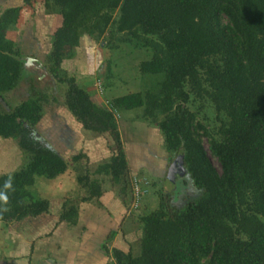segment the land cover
Masks as SVG:
<instances>
[{
    "label": "trees",
    "instance_id": "1",
    "mask_svg": "<svg viewBox=\"0 0 264 264\" xmlns=\"http://www.w3.org/2000/svg\"><path fill=\"white\" fill-rule=\"evenodd\" d=\"M43 1L62 20L47 60L50 73L67 86L65 107L76 121L87 132L112 138L115 153L102 169L113 183L127 182L130 172L118 111L144 109L145 119L161 131L170 161L182 155L188 173L181 178L183 201L180 193L163 189L159 208L141 216L139 253L132 246L126 253L114 249L117 264H264V0ZM21 11L11 7L0 15V99L26 75L25 59L8 37ZM85 34L105 39L111 50L124 44L147 56L140 70L156 82L145 92L115 99L112 110L96 104L61 68ZM30 91L9 111L0 108V137L16 140L27 156L21 170L0 176V191L8 196L6 204L0 202L7 208L0 211L2 222L48 213L49 201L34 198L29 188L38 177L55 180L69 170L64 157L41 140L45 97L34 86ZM192 98L202 101L201 109L212 105L218 127L209 129L199 120L201 109L188 106ZM9 177L13 187L4 189ZM129 181L125 189L132 194ZM79 183L85 184L82 178ZM102 185L94 180L84 186L89 195L83 201L100 199ZM71 213L62 220L76 224Z\"/></svg>",
    "mask_w": 264,
    "mask_h": 264
},
{
    "label": "rangeland",
    "instance_id": "2",
    "mask_svg": "<svg viewBox=\"0 0 264 264\" xmlns=\"http://www.w3.org/2000/svg\"><path fill=\"white\" fill-rule=\"evenodd\" d=\"M11 7H21L22 11L18 25L9 31L8 37L16 43L25 63L29 59H34V61L29 63L26 75L19 87L0 99V108L9 111L10 108L16 107L30 97L31 87L39 89L42 92L41 96L45 97L44 115L38 128L39 135L42 141L53 146L69 164L67 174L56 180L36 178L35 184L29 188L31 195L36 199L53 200V210L60 212L66 208V211H70L72 203L58 204L61 200L58 196H63L62 186L70 183L64 188V191L69 190L66 198H71L78 203V208L82 210V218L79 220L80 217H78V220L81 224L87 225L91 223L89 218L96 210H93L95 208L91 203H83V199L89 195L84 186H89L90 182L99 180L105 183L103 190H113L118 199H122L128 205L131 203L132 196L129 186L126 190L125 185L130 184L129 180L131 182L134 179L140 180L148 193L141 199L139 208L133 210L134 215L130 214L131 217L125 226L128 239L135 253L138 254L143 234L141 216L150 214L159 208L160 194L163 189L165 193H180V200L183 201L185 186L181 178H188L187 170H183V173L178 175L173 183H167L165 173L171 163L169 162L170 154L165 148L164 137L158 126L152 124L150 119H145L144 109L118 111L116 117L119 131L126 147L131 171L127 182L121 180L114 184L111 176L102 169L115 153L112 138L106 134L87 132L76 121L65 107L67 86L60 83L50 73L47 60L53 47V35L61 25V16L47 8L43 0L34 2L32 6H25L23 0H0V15ZM146 57L142 53L132 52V49L124 44L119 45L115 51L111 50L105 39L96 40L85 34L78 47L72 49L69 56L63 58L61 68L63 72L68 73L69 77H74L79 86L91 94L96 104L112 110L115 99L130 93L145 92L156 82L153 76L142 74L140 70V65L147 59ZM194 99L192 98L188 106L191 111L198 112L202 101ZM205 105V108L200 110L198 118L209 129H215L219 125L215 109L209 103ZM203 142L214 167L221 172L219 161L210 153L208 139L204 138ZM79 155L84 157L79 162L74 161V157ZM26 163L27 156L19 147L18 142L0 137V176L15 173L21 170ZM87 177L89 178L86 183ZM80 178L85 184L79 183ZM123 190L126 192L123 193ZM193 191L190 185L187 192L193 196ZM93 202L95 203L96 200ZM182 204L183 202H179V205ZM15 222L17 221H8L11 224ZM0 224H5V222H0ZM13 239L14 235L9 229L0 228V247H6L4 252H11L10 248L14 245ZM59 241L61 239H56L55 242L50 241L52 254H56L59 258L66 257L63 252L69 245L62 246L60 251L58 245H55L59 244ZM109 246L111 248V245ZM2 251H0V256L3 254ZM40 255L43 254L39 253V257ZM37 256L35 253L33 259H38ZM31 258V255H28L27 259H20L16 264H30ZM37 263L43 264L41 261Z\"/></svg>",
    "mask_w": 264,
    "mask_h": 264
},
{
    "label": "crops",
    "instance_id": "3",
    "mask_svg": "<svg viewBox=\"0 0 264 264\" xmlns=\"http://www.w3.org/2000/svg\"><path fill=\"white\" fill-rule=\"evenodd\" d=\"M171 164L172 162L167 168V173ZM167 173L165 174L167 175ZM66 174L67 172L64 175ZM104 184L102 185L104 193L100 199H94L96 200L95 203L93 202L94 200L83 201V203H91L93 208H95L93 210H96L89 218L91 223L87 225L81 224L79 221L82 218V210L78 208V203L71 200V198H69L70 200L66 198L69 192V190L64 191L66 186H62L63 196H58L61 199L58 204L72 203L73 206L70 211H66V208L60 212L53 210V200H48L51 203L48 213L36 218L17 221L13 224L8 222L0 224L3 225L0 228L9 229L14 235V245L10 248L11 252H4L6 247H0V251L3 250L2 257L0 256V264H16L20 259H27L28 255L32 257L30 264H38L37 261H41L43 264H117L113 250L118 249L126 253L130 251L132 246L125 226L131 217L130 214H134L129 212L130 204L126 205L122 199L119 200L113 190H103ZM68 212H72L70 216L76 221V224L68 220H62L63 214ZM78 217H80L79 220ZM72 227L74 229H71ZM112 234H114V237L109 240ZM56 239H61L58 242L59 244H55L56 246L58 245L60 251L62 246L69 245L68 248H65L66 251L63 252L66 257L59 258L56 254H52L53 250L50 248V241L55 242ZM109 245H111V248ZM35 253H37V257H39V253L43 255L34 260Z\"/></svg>",
    "mask_w": 264,
    "mask_h": 264
},
{
    "label": "built area",
    "instance_id": "4",
    "mask_svg": "<svg viewBox=\"0 0 264 264\" xmlns=\"http://www.w3.org/2000/svg\"><path fill=\"white\" fill-rule=\"evenodd\" d=\"M131 191H132V199H131V204H130V208H129V212H134L133 210H136L139 208L140 205V201L143 198V196L145 195V193H147V189L144 188V185L142 184V182L140 180L134 179L131 182Z\"/></svg>",
    "mask_w": 264,
    "mask_h": 264
},
{
    "label": "water",
    "instance_id": "5",
    "mask_svg": "<svg viewBox=\"0 0 264 264\" xmlns=\"http://www.w3.org/2000/svg\"><path fill=\"white\" fill-rule=\"evenodd\" d=\"M34 59H29L27 63H25V69H28L29 63L33 62ZM183 170L185 171L186 169L184 168V161H183V156L180 155L178 156L177 159L173 161L171 164L168 174H167V183H173L174 180L177 178L178 175L183 173Z\"/></svg>",
    "mask_w": 264,
    "mask_h": 264
},
{
    "label": "clouds",
    "instance_id": "6",
    "mask_svg": "<svg viewBox=\"0 0 264 264\" xmlns=\"http://www.w3.org/2000/svg\"><path fill=\"white\" fill-rule=\"evenodd\" d=\"M4 189H12L13 187V182H12V178L9 177L5 183H4ZM8 201V196L6 195V193L4 191H0V202H3L4 204H6ZM0 211H7V208H0Z\"/></svg>",
    "mask_w": 264,
    "mask_h": 264
},
{
    "label": "flooded vegetation",
    "instance_id": "7",
    "mask_svg": "<svg viewBox=\"0 0 264 264\" xmlns=\"http://www.w3.org/2000/svg\"><path fill=\"white\" fill-rule=\"evenodd\" d=\"M173 163V162H172ZM168 174V173H167ZM178 177V176H177Z\"/></svg>",
    "mask_w": 264,
    "mask_h": 264
}]
</instances>
